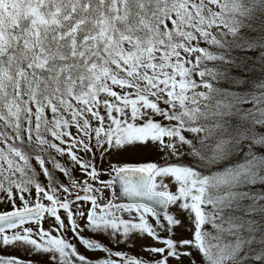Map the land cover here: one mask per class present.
Instances as JSON below:
<instances>
[{
	"label": "snow or ice",
	"instance_id": "6c2138e0",
	"mask_svg": "<svg viewBox=\"0 0 264 264\" xmlns=\"http://www.w3.org/2000/svg\"><path fill=\"white\" fill-rule=\"evenodd\" d=\"M3 204L0 264H264V0H0Z\"/></svg>",
	"mask_w": 264,
	"mask_h": 264
},
{
	"label": "rangeland",
	"instance_id": "374dc122",
	"mask_svg": "<svg viewBox=\"0 0 264 264\" xmlns=\"http://www.w3.org/2000/svg\"><path fill=\"white\" fill-rule=\"evenodd\" d=\"M111 159H112L113 162H130V163L160 162L159 154H157L151 148V146H149L147 148H139V149H136V150H133V151H129V152H126V153H121L119 155H113L111 157ZM106 166L107 165L105 164V167ZM61 179H64V178L61 177ZM103 179L109 180V179H111V177L106 175V176L103 177ZM174 190L175 189H173V191ZM105 195L106 196L110 195V192L106 191ZM5 210H11V205H9V204L0 205V211H5ZM180 218L183 219V216L181 215ZM45 227H47V224H45ZM175 233H176V239L184 238V237H187V236L190 235V233L185 232L182 227H177L175 229ZM69 235H71V233ZM85 235L86 236H90L91 234L90 233H85ZM162 235L163 236H167L168 233L165 232V233H162ZM96 239L102 241L104 244H109V241L103 235L97 236ZM142 244L143 245H151V244H153V241L151 239H147V238L144 239V240L137 239L136 247H134V248H125L124 245H121L120 248L117 249V250L128 251V252H130L133 255L144 257V256H147V253L141 251V245ZM109 246H111V245H109ZM155 246L161 247L163 245L157 243ZM80 251L84 252V249L81 247ZM13 254L17 255V256H24L25 258H28L26 254L21 253L19 251L15 252ZM85 254L88 255V256L103 255V253H99V252L93 253L91 251H89V252H87ZM31 259L34 260V261H41V264H43V262L47 260V257H43L42 258L41 256L36 255V256H32ZM196 259L199 260V256H197ZM171 264H176V262L172 261ZM184 264H188V261L185 260Z\"/></svg>",
	"mask_w": 264,
	"mask_h": 264
},
{
	"label": "trees",
	"instance_id": "16d2710c",
	"mask_svg": "<svg viewBox=\"0 0 264 264\" xmlns=\"http://www.w3.org/2000/svg\"><path fill=\"white\" fill-rule=\"evenodd\" d=\"M236 55H240V53H236ZM249 55L250 56H254L255 54H253V53H249ZM251 64H249V72H247L246 73V75L247 76H249L250 78H252V79H255L256 77H258L259 75H261V73H260V65L259 64H257L256 66H255V73L253 74V72L251 71ZM220 83V85L222 86V87H225V88H227V87H229V85L227 84V83H225V82H219ZM74 131V130H73Z\"/></svg>",
	"mask_w": 264,
	"mask_h": 264
},
{
	"label": "water",
	"instance_id": "95a60500",
	"mask_svg": "<svg viewBox=\"0 0 264 264\" xmlns=\"http://www.w3.org/2000/svg\"><path fill=\"white\" fill-rule=\"evenodd\" d=\"M112 191L116 192V202L118 203H127L128 202V198L122 195V191L120 189V184L117 181V183L114 186V189Z\"/></svg>",
	"mask_w": 264,
	"mask_h": 264
}]
</instances>
